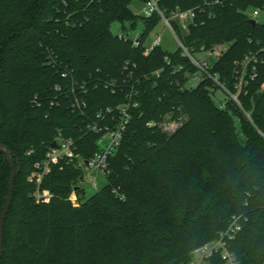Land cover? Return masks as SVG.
I'll return each instance as SVG.
<instances>
[{"label":"trees","instance_id":"16d2710c","mask_svg":"<svg viewBox=\"0 0 264 264\" xmlns=\"http://www.w3.org/2000/svg\"><path fill=\"white\" fill-rule=\"evenodd\" d=\"M133 1L0 0V143L17 170L0 264H174L236 214L241 230L228 241L236 264H264V22L247 14L264 0H158L166 13L195 9L189 31L176 32L192 52L223 48L212 71L231 94L239 62L257 55L256 77L223 107L209 79L185 86L195 68L179 49L144 55L143 43L112 33L115 21L141 22L143 42L159 23L136 15ZM128 98L137 104L105 184L86 197L82 169L62 161L39 184L50 196L37 199L28 176L57 129L88 158L98 135L86 124ZM169 115L182 119L171 132L162 126ZM9 177L0 152V211ZM210 263L225 264L219 254Z\"/></svg>","mask_w":264,"mask_h":264},{"label":"built area","instance_id":"2783aa9c","mask_svg":"<svg viewBox=\"0 0 264 264\" xmlns=\"http://www.w3.org/2000/svg\"><path fill=\"white\" fill-rule=\"evenodd\" d=\"M141 2L143 3L141 15L135 11L136 15L144 19L151 18L154 15L159 17V22H162L173 33V37L177 42L176 49H179L181 56L185 57L194 66L195 71L193 73L187 70L184 72L186 78L185 86L189 87V84H194L195 86L202 79H209L216 86L217 90H223L225 93L231 94L226 84L219 79L217 72L212 71L213 64L221 55L223 48L214 47L205 50L201 47L197 53H202L203 56L196 58L193 55L195 52L189 49L176 32L177 29L183 33L189 31L191 24L195 22V9L176 8L170 13H166L164 9L159 7L158 0H141ZM259 10V8H254L252 10V16L258 15ZM117 34L120 38L132 40L135 46L143 43L145 46L143 50L144 55H147L154 47L160 46L161 36L159 34L155 35L153 40L148 44H146L147 37L142 42V31L137 32L133 37L128 36L123 31ZM165 59L167 61L169 60L166 57ZM257 62V55L251 52H248L243 60L239 62L236 70L237 82L235 85L238 92L256 77ZM182 69L183 66L179 65L178 70ZM55 89L60 90V87H56ZM74 92V87H72L71 93L74 94ZM82 92L85 93L86 90L82 89ZM231 96L237 101V96L233 94ZM33 103L39 105L37 97L34 98ZM50 103L56 104L57 101L51 100ZM136 104V102L132 103L131 99L128 98L123 103L100 108L97 111L95 119L89 120L85 126L88 132L98 135L95 140L97 148L88 158H85L78 152V145L75 139L66 137L62 131L57 129L56 136L52 141L55 144L52 145L51 143L45 152L44 158L34 164V170L28 176V180L36 184L35 197L41 199L50 196L47 191H40L39 184L43 177L50 172L51 166L62 161L76 164L82 169L83 175L87 170H97L106 176L109 172V163L122 142L129 119V108L131 105L135 106ZM71 105L73 109L81 110L86 106V102L81 96L74 95ZM219 105L223 107L224 103L222 102ZM148 125L153 127L156 125V122L150 121ZM90 180L92 185L96 186L95 178H90ZM241 218V214L232 215L228 225L224 229L219 230L214 239L195 247L191 251L190 258L187 261H180L174 264H211L210 259L216 254H219L224 259L225 264H236L232 252L228 249V241L233 239L237 232L241 230Z\"/></svg>","mask_w":264,"mask_h":264},{"label":"rangeland","instance_id":"374dc122","mask_svg":"<svg viewBox=\"0 0 264 264\" xmlns=\"http://www.w3.org/2000/svg\"><path fill=\"white\" fill-rule=\"evenodd\" d=\"M142 2L141 1H133L131 3V9L138 12L141 15V8H142ZM247 14L252 17L254 20H256L257 22H264V8L262 10H259L258 15L256 16H252V10H248ZM143 29V25L141 22H138L135 27H131L129 25V22H125L123 27L121 25L120 22L115 21L112 23L111 25V31L113 34H117L120 31H123L124 33H127L128 36H135V34L137 32H140ZM159 34L161 36V41H160V46L166 50V51H173L177 48V42L175 41V38L173 37V33L171 32V30L165 26L162 22H159L156 27L147 35V40H146V44H148L149 42H151V40H153V38L155 37V35ZM196 58H200L202 57V53H197L195 52L193 54ZM189 86H194V84H189ZM237 91V89H236ZM233 92V95L237 96V92ZM227 97L232 98L233 96H231V94H227L225 93L223 90H217L216 91V95L213 98L214 102L217 104H221L222 102L225 103V98L227 100ZM234 100V99H233ZM237 102V101H236ZM182 122V119L177 120V119H171L170 115L165 117V120L162 124L163 128L168 131L171 132L173 130L176 129L177 126L180 125V123ZM90 178H95L96 180V186L92 185V182L90 180ZM106 178L105 176L97 171V170H87L86 172H84L83 178L81 180H79V185L82 186L86 192V197L90 196L91 194L95 193L97 190H99L104 184H105ZM75 199V200H74ZM70 200L71 202H73L74 205H77L76 202V195L73 191V193L70 194ZM212 240V239H211ZM205 243H208L209 241ZM203 243V244H205Z\"/></svg>","mask_w":264,"mask_h":264},{"label":"water","instance_id":"95a60500","mask_svg":"<svg viewBox=\"0 0 264 264\" xmlns=\"http://www.w3.org/2000/svg\"><path fill=\"white\" fill-rule=\"evenodd\" d=\"M251 22L254 23L255 20L251 19ZM54 144L55 143L52 142V145H54ZM0 152L3 153L7 163L9 165V168H10V177H9L8 186H7V193H6L4 203H3L1 211H0V260H1L2 253H3V227H4L6 214H7L8 208L11 204V200H12V196H13V190H14V184H15V178H16L17 170H16L14 163L12 161L9 148L0 143ZM77 189H78V187H75L74 191H76Z\"/></svg>","mask_w":264,"mask_h":264}]
</instances>
